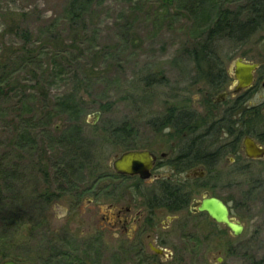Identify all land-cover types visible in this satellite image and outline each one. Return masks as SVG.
Masks as SVG:
<instances>
[{"label":"rangeland","instance_id":"obj_1","mask_svg":"<svg viewBox=\"0 0 264 264\" xmlns=\"http://www.w3.org/2000/svg\"><path fill=\"white\" fill-rule=\"evenodd\" d=\"M70 1L0 0V61L12 71L0 83V263L12 258L43 264L38 259L47 256L42 209L55 225L72 204L63 195L46 206L41 195L47 183L56 182L55 163L68 160L66 146L58 141L74 125L83 131L85 153L94 151L92 161L103 162L104 169L125 149H150L163 164L155 172L160 180L171 178L184 185L191 201L206 194L222 198L245 228L234 235L207 214L191 212V201L180 210L161 207L151 213L146 203L155 196L159 182L143 180L137 201L147 217L152 216L154 227L144 231L140 245L134 250L127 244L123 252L117 242L126 237L108 229L101 214L89 222L85 202L72 207L76 212L71 225L79 236L72 240L73 255L63 260L70 259L71 264H253L264 256V159L250 160L243 152L236 161L230 145L204 178L189 179H185L187 171L174 173L168 164L190 137L185 131L171 133L168 120L161 126L172 109L195 112L198 131L193 136L215 122L216 130L206 140L208 149L216 150L222 137L227 138L223 143L234 142L217 120L237 97L235 79L231 77L220 89L211 88L184 53L215 19V11L211 15L206 7L195 9L193 0H93L76 21L71 18ZM220 2L236 11L243 0ZM24 47L35 59L16 66ZM216 50L229 70L237 58L260 63L257 80L240 93L246 106L256 105L264 113V23L246 41L225 38L217 42ZM224 92L226 98L214 103ZM63 105L80 112L70 118L67 111L59 110ZM122 126L129 134L116 139L112 130ZM25 130L33 135L32 145L27 136L22 137ZM84 169L69 178L70 183H87ZM111 181L125 185L126 198L136 193L130 180ZM6 213H15L16 218L4 227ZM88 229L101 235L82 236L80 232ZM155 248H163L164 253Z\"/></svg>","mask_w":264,"mask_h":264},{"label":"flooded vegetation","instance_id":"obj_2","mask_svg":"<svg viewBox=\"0 0 264 264\" xmlns=\"http://www.w3.org/2000/svg\"><path fill=\"white\" fill-rule=\"evenodd\" d=\"M260 67L261 65L255 72V81L257 80V73L260 70ZM229 72L231 74L230 76L235 79L234 74L230 70ZM263 74H261L262 77H263ZM242 91H247V89H244ZM240 92L234 93V90H233L234 95L237 94V97L239 95H244V93L241 94ZM214 103L220 104L221 102L220 103L214 102ZM253 106H256V105H253ZM253 106H247V107L249 108ZM228 109L230 110V106L225 108L224 113L228 112ZM187 111H190V110H187ZM235 114L237 116L238 111H235ZM251 114L253 115V112H251ZM193 115L194 116L196 115L195 112H193ZM174 123L175 122H173L170 125L169 124L167 125V126H171L172 128L171 133L174 134L175 130L185 131L184 133H187V132L190 133V137H188L187 139L188 141H185V144L180 147V149H182L181 151L182 153L180 152L179 155L168 160V164H170L173 167L172 171L174 173L177 171L179 173H183L184 171H187L185 173L186 175L185 179L204 178L207 175V173L211 172L210 169L212 168V167L207 166V163L204 161L205 160L204 158L206 155L205 153H207V150H210L208 149L206 140L208 139V137L213 136V133L216 130V129L214 130L216 126L215 122L210 124V126L204 131L201 129L202 131L197 133L195 136H193L195 130L197 129V128L195 129L196 124H194V123H197L195 118H194V121L190 124V126L188 125L183 129H177ZM92 124L94 123H91V125ZM198 125L204 126L205 124L203 123V125L201 124H198ZM190 128L192 129V131H190ZM115 129H113L112 132H114ZM234 130L236 132L237 128H234ZM217 131L219 132V128H217ZM92 132L94 131L92 130ZM124 132L127 133L126 130ZM224 134L229 135V133H226V131H224ZM230 136L231 138L233 137V135L231 134ZM116 139H122V138L116 137ZM222 139L224 140L227 138L222 137ZM223 140L221 141V144L216 150H210V151L211 152L216 151L217 153L222 154L223 150H226L231 145L230 152L233 153L235 160H236V157L241 156L240 154L244 152V147L242 144L243 139L241 140V145L237 146V150H235V152L232 151L233 148L235 149L236 147L235 142L232 143L231 141H228L227 143L224 142L225 143L224 144ZM255 140L258 144L264 146V142L259 141L257 138H255ZM117 144H120V143H117ZM145 149L149 150L155 156L150 177L143 178L140 174L128 175V174L119 173L115 170L113 166V162L111 166L110 164H107L104 169L103 162L94 161L93 167L91 169H89L88 167H85L84 169L87 175V183H73V182L70 183L67 181H59L60 178L58 180L56 173L54 174V176L52 175L53 180H55L56 182H50L46 184L48 188H46L44 193H42L41 195L43 203L46 206H48V204H50L55 198L62 197L63 195L67 196L68 199H70V203L72 204L71 208L72 207L78 208L80 203L84 204L85 202H87L86 206L88 207L87 214H88L89 222L91 221V219L94 220L95 216H99V214H101V218H103V220H105V222L109 225L108 229L119 230L122 232V235L126 237L124 240L119 239L120 241L118 240L117 242L119 243V245L122 244V246H120V248H122V251L124 252L127 244H129L135 250L137 246L140 245L139 241L142 235L144 234V231H146L149 228L154 227L152 216L147 217V210H143L140 200L139 202L137 201V196H141V191H140L141 182L143 180L147 182H150V181L157 182L158 181L159 183L155 187V190H154L155 191L154 195L156 197L160 195L161 190L164 189L165 187H177L179 189L185 187L184 185H180L179 183H176V182L173 183L169 181L171 180V178L169 180L167 179L160 180L159 179L160 176L155 172L160 170L161 167L163 168V164H160L159 157L156 153H154L150 149H147V148ZM128 150H143V148L133 147V148L125 149L121 153H116L114 158L116 159L118 156H120L122 153ZM89 153L91 154L92 157L93 155L95 157L94 151L92 152L89 150ZM197 153L198 155H196ZM167 155L166 153H162V156H167ZM195 155L196 157H199L196 160H195ZM245 157L250 160H263L264 159V158H261V159L249 158L247 156ZM219 160L217 162H219ZM217 162H215L214 165H216ZM200 164L202 166H197ZM113 179L130 180L131 181L129 183L130 187H134V190L136 191V193L134 192V194H131L132 198H126L127 188L125 187V185L122 186L120 184L114 183L111 181ZM182 183H185V182H182ZM176 184H179V185H176ZM206 195H209V194H206ZM200 200L194 198L191 201L189 205L191 212L193 213L202 212V211H194V209H197V206H192V204L195 201H200ZM139 203L141 205H139ZM146 206L151 213H153L155 209L161 208L157 206L151 207L149 203H146ZM71 208L70 210L68 209L67 211L60 214V217L63 220L60 223L55 224V225H51L49 223L46 208H44V210L42 209L41 222H43V229H44L43 231L44 248H45L44 252L47 253V256H44V257L41 256L38 259L41 262H43V264H71L70 259L63 260V257H66L67 255H70V254L73 255L72 251H74L75 249L72 247V244H73L72 240L76 239L79 236L76 226L71 225V221L74 220L73 218H75V212H76V211L75 212L73 211V208L71 210ZM202 213L207 214L209 216V214L205 211H203ZM218 224L224 225L223 223H218ZM93 232L94 231H91L90 229H88V231H83L80 233L82 234V236H86L88 239L97 238L99 235H101L100 231L95 234H93ZM148 235L150 236V234ZM13 260L17 262L35 264V263H32L31 261L29 262L28 260L26 261L23 259H13Z\"/></svg>","mask_w":264,"mask_h":264},{"label":"trees","instance_id":"obj_3","mask_svg":"<svg viewBox=\"0 0 264 264\" xmlns=\"http://www.w3.org/2000/svg\"><path fill=\"white\" fill-rule=\"evenodd\" d=\"M93 0H71L70 1V12L71 18L73 20H81L83 15V10L89 7V4ZM171 3L172 0H165ZM196 2L195 9H200L206 7L205 12L213 13L215 11V19L211 17L212 21L205 28L201 29V36L198 37V40H193L187 48V52L184 51L197 65L201 76L207 81L211 88L220 89L222 86L226 85L231 78L229 70L224 66V63L218 52L216 50L217 42L227 38L231 41H246L252 34H254L264 23V0H243V3L240 4V10H232L230 7H225L221 4L220 0H193ZM208 14L207 16H211ZM28 32H24L26 39L28 38ZM196 38V37H195ZM23 57L14 61L16 66H24L27 63L32 62L35 59L33 52L28 50V48H23ZM20 60V61H19ZM21 62V64H19ZM5 61H0V83L9 77L12 74V71L6 65ZM264 70V69H263ZM154 82L156 77L153 78ZM243 95H239L230 105V110L223 113V115L217 120L219 127L223 130H226V133L233 135L234 142L236 144L233 152L237 150V146L241 145V140L245 135H252L257 138L259 141L264 142V114L260 113L257 106L247 107L245 104V98H242ZM64 106V105H63ZM60 111H64L69 114L70 118L79 113L78 108H59ZM252 110V111H250ZM235 111H238L236 116ZM248 112H253V115L248 114ZM247 113V114H246ZM168 119H165L161 126L166 123V120L170 121L167 123L175 122L177 129H183L186 126L194 121L195 116L193 111L181 110L176 112L175 110L169 111ZM253 117V118H251ZM29 126L33 124L28 121ZM262 125L261 127H258ZM127 128V127H126ZM125 126L115 129L114 135L117 138H123L128 135V132L125 133ZM234 128H237V133ZM22 137L27 136L29 144H33V135L25 130ZM83 131L78 126H73L70 130V134L62 136L58 141L63 143L68 154L64 160H59L55 163V173L57 174L59 181L70 182L69 178L77 172H82L81 170L85 167L91 169L93 167V161L89 152L85 153L84 140L81 136ZM24 140V139H22ZM239 149V148H238ZM87 151V150H86ZM204 154V153H203ZM205 162L207 166L212 167L219 159H221V153L216 151L211 152L207 150L205 153ZM83 155V156H81ZM198 155V153L196 154ZM195 160L199 157H196ZM82 158L81 162H78V157ZM240 156L236 157L238 161ZM211 170V169H210ZM48 172L45 171V174ZM158 200V201H156ZM191 201V193L185 188L177 187H165L161 190L158 197L154 196L149 201L151 207H165L168 210H180L188 206ZM7 214V213H6ZM21 215V211L19 212ZM8 215V214H7ZM10 215V214H9ZM5 216L3 218V226L6 227L7 224L13 219L16 218V214H11L10 217ZM10 219V220H8ZM253 264H264V256L258 259L253 260Z\"/></svg>","mask_w":264,"mask_h":264},{"label":"water","instance_id":"obj_4","mask_svg":"<svg viewBox=\"0 0 264 264\" xmlns=\"http://www.w3.org/2000/svg\"><path fill=\"white\" fill-rule=\"evenodd\" d=\"M260 63L246 61L242 58H237L230 69L235 77L234 93H238L244 89H249L255 81V72L259 68ZM228 95L227 92L219 94L215 98L218 102L223 100ZM242 144L244 153L249 158L261 159L264 158V146L258 144L255 138L251 135H245ZM155 156L146 149L143 150H128L122 153L113 161L115 170L119 173L135 175L140 174L143 178L151 176ZM192 206H197L194 211H205L209 216L218 223H223L234 235H240L245 226L244 224L231 216V210L222 198L205 195L200 201H195ZM157 253H164L163 248H155ZM0 264H28L17 262L13 259L3 260Z\"/></svg>","mask_w":264,"mask_h":264}]
</instances>
